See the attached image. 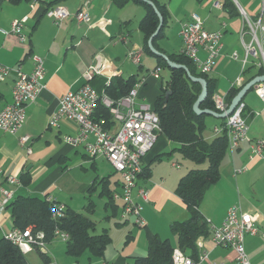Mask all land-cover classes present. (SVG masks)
<instances>
[{
  "label": "crops",
  "instance_id": "obj_1",
  "mask_svg": "<svg viewBox=\"0 0 264 264\" xmlns=\"http://www.w3.org/2000/svg\"><path fill=\"white\" fill-rule=\"evenodd\" d=\"M52 1L0 0V29L9 30L13 19L27 16L22 26L24 41L12 32L5 34L0 31V63L20 65L22 71L28 73L33 69L31 55L36 54L43 58L44 66V87L36 100L25 107V119L20 130L14 134L0 131V167L19 180L22 176L28 178L27 185L21 182L15 188V196H48L76 211L82 209L88 215L95 211L96 201L104 198L103 208L110 210V214L106 215L109 221L111 216L121 213V203L113 201L116 209L106 205L107 198L101 194L102 185L97 182L107 180L112 192L120 190V174L112 178L111 175L117 171L109 162L90 158L82 143L74 146L64 141V136L78 134L79 127L75 121L62 117L56 126H49L48 120L56 111L60 96L67 91L77 90L85 82L102 94L107 75L111 78L134 76L138 82L141 81L137 87V101L146 102L149 96L157 92L156 96L160 94L162 82L157 80L162 78L161 74L158 78L149 74V65H157L156 58L149 54L152 58L142 56L146 52L143 50V35L138 24L145 16V10L135 3L117 7L112 0H61L51 6L62 5L67 8L69 15L55 22L45 13ZM163 1L169 15L163 27V36L157 40V44L166 55L181 52L183 40L179 34L180 26L191 20L192 13H198L206 30L222 31L220 55L208 76L214 79V93L223 95L229 105L227 94L240 76L242 67L241 62L231 59L230 54L237 51L240 58L244 55L239 38L242 28L239 9L254 18L259 11L260 0ZM78 10L86 11L92 17V23H78L74 18ZM100 17L106 21L98 22ZM243 38L248 40L250 37L245 34ZM131 49L140 50L139 63L129 59L128 52ZM96 53H101L109 61L107 74L86 79L85 70L93 63ZM200 55L203 56V53L200 52ZM255 62L249 58L242 74L243 83L258 70L259 66ZM14 80L15 73H11L0 82V110L11 101ZM248 92L241 100L245 104L243 115L248 124L247 136L237 147H228L220 163L219 179L206 189L199 211L208 221L210 229L222 222L230 205L236 204L250 212L258 232L245 234V251L251 264H264V158H250V145L257 140H264V102L255 92L252 96ZM210 117L214 119L212 128L220 125L223 119ZM212 128L207 135H203L209 141L214 136ZM23 135H28L29 139L22 145L18 139ZM169 147V139L157 138L143 158L148 175L139 177L137 185L146 187L147 201H137L142 205L141 215L145 226L137 227L132 217H122L120 214L121 218L114 224L117 227L124 225L118 229L121 231V242L116 248L111 247L113 238L110 234L111 240L103 256L93 263L133 264L135 257L147 253V231L168 239L173 247H178V239L170 231V223L188 219L190 212L176 195L175 189L179 179L196 165L187 159L186 168L181 169L182 162L177 160L181 154L177 146ZM27 148L31 152H27ZM105 162L113 172L105 171ZM90 185L93 187L88 189ZM11 228L12 216L9 208H5L0 215V238ZM108 228L102 232L108 233ZM196 240L203 250L208 251L207 258L200 264H238L233 248L213 244L211 230L207 236H200ZM196 249V252H200L197 245Z\"/></svg>",
  "mask_w": 264,
  "mask_h": 264
},
{
  "label": "built area",
  "instance_id": "obj_2",
  "mask_svg": "<svg viewBox=\"0 0 264 264\" xmlns=\"http://www.w3.org/2000/svg\"><path fill=\"white\" fill-rule=\"evenodd\" d=\"M214 5L218 6L217 2ZM239 13L242 19L240 39L244 49L243 57H239L237 51L230 54L231 59L239 60L242 64L240 76L236 78L233 85L240 88L243 85V71L253 58L255 64L264 68V0H260L259 11L254 18L248 16L241 8ZM46 15L58 22L69 15V11L62 5L51 6L46 10ZM75 20L91 24L89 14L84 10L74 13ZM27 16L20 19H13L9 30L0 29L2 33L12 32L21 41L25 40L22 33V26ZM104 17H100L98 22H105ZM179 34L183 40L181 52L189 58L201 73L208 74L215 60L220 55L222 47V31H209L203 26V21L198 13L191 14V20L182 23ZM248 34V40L243 36ZM203 53V56L200 55ZM128 57L135 63L140 62V50L131 49ZM33 69L31 72H24L20 65L8 66L0 63V82L15 73V80L11 88V101L0 110V131L14 134L20 130L25 119V107L34 102L39 95L43 85L44 66L43 58L32 54ZM109 61L96 53L93 63L85 70L86 79L96 75H106ZM158 78L160 68L155 67L151 73ZM264 74V73H263ZM111 77L107 75L106 84H109ZM137 81L133 88L117 100L109 98L104 92L99 94L88 82H85L75 91H67L58 99V107L48 120L49 126H56L62 117L71 119L78 124L79 131L76 136L66 135L64 141L71 145L83 144L90 158L105 159L121 176V189L113 191V201L121 202V216L132 217L139 227L145 226V220L141 215L142 205L137 199L147 201L146 187L138 186L137 181L143 167V158L154 146L158 132L160 130L159 118L153 110L152 105L147 102L137 101V87L141 85ZM254 91L264 102V81L258 82L254 86ZM109 109L112 117L109 127H105L104 120H93V112L98 101ZM212 101L217 112H225L228 105L223 95L213 93ZM245 104L240 101L233 111L225 117L223 124L215 125L212 128L213 135L226 132L228 147L233 149L246 138L248 124L243 115ZM29 139L28 135L19 137L20 144H24ZM27 152H31L27 148ZM264 158V140H257L250 145V158ZM21 185V181L0 167V215L7 207V204L15 197V188ZM48 201H53L47 196ZM52 215L61 216L64 205L60 202L53 203ZM211 240L216 246H229L236 253L238 264H251L244 247L245 234H256L257 226L254 224L252 214L242 210L238 205L233 204L227 208L226 214L219 225L211 227ZM56 237L61 241H66L68 233L54 230ZM4 237L16 244L23 253L32 250H40L47 253L48 245L43 240L42 231L32 232L30 227L25 229L11 228L4 233ZM199 248L197 260L186 254L180 247H174L171 254L172 264H200L207 258L208 251L201 248V244L196 240ZM50 264H54L51 262Z\"/></svg>",
  "mask_w": 264,
  "mask_h": 264
},
{
  "label": "trees",
  "instance_id": "obj_3",
  "mask_svg": "<svg viewBox=\"0 0 264 264\" xmlns=\"http://www.w3.org/2000/svg\"><path fill=\"white\" fill-rule=\"evenodd\" d=\"M10 1L17 2L18 0ZM60 1L53 0L46 10L51 7L52 3ZM150 1L153 2L163 18V24L152 40L153 46L161 52L162 49L157 44V40L163 36V27L169 14L163 0ZM112 2L117 7L135 3L144 8L145 16L142 17L138 24L139 30L143 35V50L156 58V67H159L160 70L166 69L169 74L151 108H153L159 118L160 130L158 135L162 134L170 141L177 143L179 146L176 149L181 156L184 159L191 160L196 165L179 179L178 187L175 189L176 195L186 205L190 215L186 220L171 222L170 231L176 235L178 247L197 260L198 252H196L195 241L198 237L207 236L210 233L209 223L200 213L199 204L206 189L219 179L220 163L229 145L227 135L223 131L221 134L214 135L210 141L203 137L202 132L206 125L205 118L207 115L196 114L192 109L194 101L198 94L201 93V85L198 82L189 80L184 69L169 67L163 57L153 54L148 48L146 41L156 30L159 23L153 6L145 0H112ZM167 56L174 62L186 65L193 76H200L206 80L207 95L200 103V108L216 110L212 101L214 79L210 78L206 73L199 72L194 63L182 52L168 54ZM263 73L264 68L260 66L256 73L249 76L245 82ZM137 81L134 76H129L128 78L112 77L109 84L104 87V94L113 100H117L121 96L126 95ZM240 88L234 86L230 88L227 94L228 103L231 102ZM168 91L169 93L167 94ZM92 118L96 121L103 119L105 127H109L113 123L109 109L100 100L96 104ZM224 121L225 118L222 119L220 124H223ZM198 164H206V166L198 167ZM144 175H148V170L143 164L140 177ZM20 181L24 185L29 183L28 178L24 176L20 178ZM97 183L102 185L101 194L107 198L106 205H111L116 209L112 199L113 192L109 189L107 180L104 181L102 179ZM92 187L93 185H90L87 188L91 189ZM53 203H56V201H48L47 196H23L19 194L7 204L6 208L10 210L13 227L20 230L30 227L33 233L42 231L43 240L47 244L56 238L54 233L56 228L68 233L69 238L65 241V250L67 254L73 257H78L86 250L93 256H103L111 240L109 234L106 231L93 233L96 228V222L82 212L66 207L64 204L63 214L53 217ZM147 243L146 255L135 257L133 264H172L171 254L174 247L168 239L161 238L156 233L147 231ZM36 251L43 264L52 262L47 253H43L38 249ZM0 264H29V262L25 253L16 244L2 237L0 238Z\"/></svg>",
  "mask_w": 264,
  "mask_h": 264
},
{
  "label": "rangeland",
  "instance_id": "obj_4",
  "mask_svg": "<svg viewBox=\"0 0 264 264\" xmlns=\"http://www.w3.org/2000/svg\"><path fill=\"white\" fill-rule=\"evenodd\" d=\"M142 56H143V58H145L146 56L149 57V55L146 54V53H143ZM149 58H152V57H149ZM149 67H150V71H149V74H150L151 71L155 68L154 67V63L149 65ZM144 72L146 74V70H144ZM160 74H161L162 78L158 79L157 81L160 80L162 82V84H164L165 81L168 79V76H169L168 71L166 69H162ZM253 92H255V91L251 90V91L248 92V94H250L252 96ZM156 94H154L153 96H149L147 99L145 98L146 102L153 106L154 100L156 98ZM213 120L214 119L212 117L206 116V119H205V124L206 125H205V128L203 129V135H207L210 132V130L212 128L211 126H212ZM158 138L165 139L164 135H162V134H159ZM176 146L178 147L179 145L177 143L173 142V141H170L169 149L173 148V147H176ZM96 159H99V158H96ZM177 160L182 162L181 169H185L186 168L185 161L187 159H184L183 157L178 156ZM107 164L108 163H106V162L104 164L105 171L106 170H110V171L113 172L111 167L109 165H107ZM197 166L198 167H205L206 164H198ZM117 175L119 176L118 172H114V174L111 175V176L113 178V177H116ZM103 201H104V198L102 200H100V201H96L95 211L92 214H90V215H88L87 212L82 210V209H79V211H81L82 213L86 214V216L88 215L89 217H91L92 219H94L96 221V229L94 230L93 233H100V232H102V230L104 228L107 229L109 227L108 228V233H109V235L111 234V236L113 238L111 243H110V246L116 248L118 246L119 242H121L120 241V236H121L120 232L121 231H118V229L122 228L124 225H121L120 227H117L114 224V222L118 221L121 218V216H120L121 213L120 214L118 213L115 216H111L109 218V221H108L107 218H106V215L110 214V210H104L103 204H102ZM135 226L139 227L136 224H135ZM47 246L49 248V256H50L49 258H51V260H52V262L54 264H89V263H93L94 261L99 260L98 256L91 255L87 250L84 251L78 257H73V256L67 254L66 250H65V242L61 241L58 237H56ZM25 256H26V259L28 260L29 264H43V261L39 257V254H38V252L36 250L28 253ZM89 258H90V260H89Z\"/></svg>",
  "mask_w": 264,
  "mask_h": 264
},
{
  "label": "water",
  "instance_id": "obj_5",
  "mask_svg": "<svg viewBox=\"0 0 264 264\" xmlns=\"http://www.w3.org/2000/svg\"><path fill=\"white\" fill-rule=\"evenodd\" d=\"M147 3H149L150 5L153 6L155 13L158 16L159 19V23L156 27V30L153 32V34L149 37L147 44H148V48L150 49V51L153 54L156 55H160L161 57H163L166 62L167 65L169 67H174V68H182L184 69V71L186 72V75L188 76L189 80L194 81V82H198L201 85V93L198 94L196 100L193 103L192 109L196 114H204V115H209V116H214L217 118H225L227 115H229L233 109L235 108V106L243 99V97L245 96V94L248 91H251V89H254V86L260 82V81H264V74H260L257 75L255 77H253L251 80L245 82L242 87L239 89V91L237 92V94L232 98L230 104L228 105L227 109L225 112H217L213 109H209V108H200V103L205 99L206 95H207V84H206V80L203 77L200 76H193L186 65L181 64V63H177L174 62L172 60H170L168 58V56L163 53L158 51L152 43L153 37L158 33V31L160 30L162 24H163V18L161 16V14L159 13V11H157V8L155 7V5L153 4L152 1L150 0H145ZM169 93V91L167 92V94Z\"/></svg>",
  "mask_w": 264,
  "mask_h": 264
}]
</instances>
